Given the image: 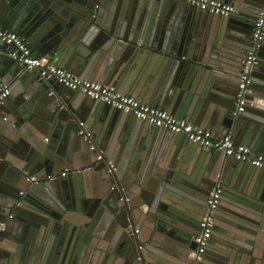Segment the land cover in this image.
Wrapping results in <instances>:
<instances>
[{"label":"water","instance_id":"95a60500","mask_svg":"<svg viewBox=\"0 0 264 264\" xmlns=\"http://www.w3.org/2000/svg\"><path fill=\"white\" fill-rule=\"evenodd\" d=\"M219 1L233 12L180 0H0V32L48 46L41 54H60L58 66L84 65L87 79L150 107L189 119L194 106L209 118L200 127L264 154V38L244 111L234 114L263 0ZM7 61L15 68L0 74L9 85L0 99V264H188L217 182L204 263L264 264V170ZM82 121L97 125V138ZM91 144L104 147L103 160Z\"/></svg>","mask_w":264,"mask_h":264},{"label":"built area","instance_id":"2783aa9c","mask_svg":"<svg viewBox=\"0 0 264 264\" xmlns=\"http://www.w3.org/2000/svg\"><path fill=\"white\" fill-rule=\"evenodd\" d=\"M188 3L202 12L226 17L233 12L231 5L216 0H180ZM264 38V0L263 7L254 22L252 32V46L247 52L242 62V69L239 76L238 92L236 96V111L238 114L245 108V93L251 84V73L258 60L257 51ZM0 48L5 49L7 58L13 60L22 70L31 71L36 69L40 80L54 79L62 86L76 92H80L92 100L99 101L116 110L133 115L135 118L147 122L154 127L167 129L168 131L183 135L189 143L197 144L204 149L213 148L226 157H231L235 161L249 163L251 166L264 170V154L256 153L249 147L236 143L231 135L216 139L212 134L200 127L194 126L179 119L171 113L159 108H153L140 103L133 97L120 94L106 85L98 82L84 80L75 73L57 67L46 56L35 55L27 42L15 32H0ZM9 95V87L0 79V99ZM83 126V123H80ZM82 134V131H80ZM89 135L86 134V138ZM90 150L95 152L97 160H103L105 154L102 149L91 144ZM112 169V163L108 162ZM67 170L53 175H48L45 180L63 178ZM29 182H36L31 176L27 178ZM222 189L217 182L209 191L206 198V208L198 225V230L193 238V248L189 252L188 264H202L206 246L212 233L215 211L218 208ZM127 200V199H126ZM138 231L135 230V233ZM264 233V231H263ZM141 249V247H139Z\"/></svg>","mask_w":264,"mask_h":264},{"label":"crops","instance_id":"0c3cea01","mask_svg":"<svg viewBox=\"0 0 264 264\" xmlns=\"http://www.w3.org/2000/svg\"><path fill=\"white\" fill-rule=\"evenodd\" d=\"M216 1H219V0H216ZM220 2H222V1H220ZM224 3V2H223ZM227 4V3H226ZM101 9V11H103L104 10V8L103 7H101L100 8ZM11 32H15V33H17L18 34V32H16V31H11ZM22 37V36H21ZM22 38H24V37H22ZM24 40L27 42V44H28V46L30 47V49H31V51L35 54V55H38V56H45V55H43V54H41L42 52H45V51H48L49 50V47L48 46H42V45H40L38 42H33L32 44L33 45H31V44H29V42H28V40L27 39H25L24 38ZM46 57H48L49 58V60L51 61V63H53L54 65H56L57 67H60V66H58V62H59V58H60V54H58V55H56L55 57H53V58H50L49 56H46ZM84 65H82V66H79L75 71H70V70H68L66 67H60V68H63V69H65V70H67V71H69V72H72V73H75L76 75H78L79 77H81L82 79H84V80H88V81H92L91 79H87L86 77H84V76H88V73H86V72H84V67H83ZM15 68V66L14 65H12L11 63H9L8 61H7V56H6V53H5V49L4 48H0V74H1V78L2 79H5L6 80V78H9L10 77V75H11V72H12V70ZM95 82V81H94ZM98 83H100V82H98ZM102 84V83H101ZM104 85V84H103ZM8 87H9V85H7ZM110 88V87H109ZM12 89V88H11ZM249 91H252V90H249ZM13 92V91H12ZM124 95H126V94H124ZM127 96H130V97H133L134 99H136L137 101H139L140 103H142V104H145V105H147L146 103H144L143 101H142V98H138V97H136V96H134V95H132V94H129V95H127ZM88 101V100H87ZM147 106H149V105H147ZM160 109V108H159ZM164 111H166V110H164ZM168 112V111H167ZM170 113V112H169ZM175 116V115H174ZM205 115H204V113L203 112H199V109L198 108H195L194 109V106H193V108H192V110L191 111H189V113H188V117L187 118H189V119H185V118H180V117H178V116H175V117H177V118H179V119H182V120H184L185 122H187V123H189V124H192V125H194V126H197V127H200L198 124L200 123V122H204V124H208L209 123V118L208 117H204ZM85 125H87L88 127H89V129L91 130V132L93 133V135H94V131L96 132V131H98V127H97V125H95L94 127H92V125L93 124H89L87 121H82ZM208 126V125H207ZM200 128H203V129H205V130H207V131H209L211 134H212V136L214 137V138H216V139H220V138H218V136L219 135H221V134H223V133H220V131L218 132V133H212L210 130H208L207 128H204V127H200ZM95 137H96V134L94 135ZM232 136V138H233V140L236 142V143H239V144H242V145H245V146H247V147H249L248 145H246V144H244V143H242L241 141H240V139L239 138H237V137H234L233 135H231ZM97 138V137H96ZM46 140V139H45ZM98 147V146H97ZM102 148V150L104 151V152H106L105 151V149H104V147H101ZM250 148V147H249ZM110 159H113L114 160V157H112V155L109 157ZM65 171V170H64ZM63 172V171H62ZM61 173V172H60ZM51 175H53V174H51ZM38 176V175H37ZM45 177V176H44ZM216 218H215V216H214V220H215ZM219 219V218H218ZM263 231H264V228L262 229V231H261V234H262V236H264V233H263ZM188 258H189V255H188ZM202 264H205L204 263V261H203V263ZM207 264H209V262H207Z\"/></svg>","mask_w":264,"mask_h":264}]
</instances>
